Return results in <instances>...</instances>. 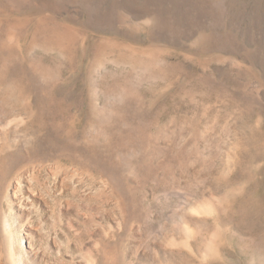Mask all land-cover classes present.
<instances>
[{
	"label": "rangeland",
	"instance_id": "rangeland-1",
	"mask_svg": "<svg viewBox=\"0 0 264 264\" xmlns=\"http://www.w3.org/2000/svg\"><path fill=\"white\" fill-rule=\"evenodd\" d=\"M0 264H264V0H0Z\"/></svg>",
	"mask_w": 264,
	"mask_h": 264
}]
</instances>
